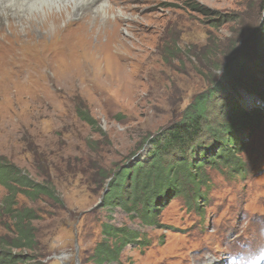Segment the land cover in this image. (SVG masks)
I'll use <instances>...</instances> for the list:
<instances>
[{
    "label": "rangeland",
    "instance_id": "rangeland-1",
    "mask_svg": "<svg viewBox=\"0 0 264 264\" xmlns=\"http://www.w3.org/2000/svg\"><path fill=\"white\" fill-rule=\"evenodd\" d=\"M105 2L123 16L102 15L115 36L109 45L104 37L91 39L90 52L101 50L100 45L104 50L84 70L77 57L65 62L48 54L55 47L48 36L40 58L30 57L38 67L26 73L31 84L19 74L31 67L24 60L23 67L11 66L13 84L0 89V162L36 183L47 182L58 197L15 198L16 208L34 210L35 251L46 264H95L90 255L102 239V224L137 228L119 209L101 206L113 173L143 156L154 145L150 139L160 137L209 90L221 77L217 68L233 56L231 50L249 53L246 38L264 25V0ZM250 71L261 78L260 70ZM238 93L232 97L248 107L251 98ZM209 109L215 111L212 105ZM247 133L240 135L248 136L242 153L245 176L224 180L220 172L207 170L213 185L207 205L197 213L177 199L170 201L158 214L156 228L142 230L145 244L125 246L118 264H224L233 255L264 250V121L251 136ZM106 171L113 173L99 184ZM5 195L0 184V237L11 239L16 234L1 204Z\"/></svg>",
    "mask_w": 264,
    "mask_h": 264
},
{
    "label": "trees",
    "instance_id": "trees-1",
    "mask_svg": "<svg viewBox=\"0 0 264 264\" xmlns=\"http://www.w3.org/2000/svg\"><path fill=\"white\" fill-rule=\"evenodd\" d=\"M245 45L249 53L231 50L233 56L217 68L221 77L213 80L205 94L192 100L179 120L160 137L150 139L154 145L143 156L139 154L135 161L128 160L116 174L106 171L99 175V184L112 173L115 177L101 206L109 211L119 209L137 228L102 224V239L91 252L92 262L118 264L119 253L125 246L145 244L142 230L156 228L158 214L172 200L177 199L186 209L200 212L213 188L207 170L220 172L224 180L244 177L246 164L242 153L246 152L248 136L240 135L248 132L251 136L264 121V55L261 54L264 25L255 28ZM253 68L260 70L261 78L251 73ZM240 90L254 98L256 104L247 107L245 101H235L232 96L240 95ZM211 105L215 111L209 109ZM216 106L226 111L219 113ZM79 113L92 124L86 112ZM0 184L6 190L1 203L4 214L11 220L16 234L11 239L0 237V264H46L35 251L34 210L16 208L15 198L21 194L31 201L41 196L58 201L54 188L47 182L32 181L16 166L3 161L0 162ZM14 249L21 251L15 254Z\"/></svg>",
    "mask_w": 264,
    "mask_h": 264
},
{
    "label": "bare ground",
    "instance_id": "bare-ground-1",
    "mask_svg": "<svg viewBox=\"0 0 264 264\" xmlns=\"http://www.w3.org/2000/svg\"><path fill=\"white\" fill-rule=\"evenodd\" d=\"M112 9L107 6L105 0H81V7L75 14V19L77 20L75 26L71 25V21L64 24L63 27L60 26L62 20L60 17H51L44 21H24L20 18L11 17L0 18V89L4 90L13 84L9 78L10 70H13L11 66L20 65L23 67L22 61L24 60H27L31 67L27 71H25L23 67L22 70L24 73L20 72L19 74L22 76V79L26 78V82L31 80L27 78L31 76L26 75V73L38 67L31 65L30 59L40 58L38 51H43L41 46L47 43L45 39H47L48 36L50 38L47 40L52 42L53 46H55L52 49H48V54H53L56 59H59V56H61L65 62L71 61L73 56L77 57L79 58L77 64L82 63L81 70H84L83 66H85L86 62L90 64L91 57L98 56V51L104 50L102 45H100L101 47L99 48H101V50L94 48V50L90 52L88 50L89 47L92 45L95 46L91 39H100L104 37L109 40V43L106 42V45L112 44L111 42L115 36V30H109L111 28H109L108 25L111 21L106 16L102 15L112 13L114 16H123L122 12L117 10L115 13ZM50 25L55 26L54 32L50 29ZM4 29H8V32H5ZM54 39L57 41H54ZM69 46H74V49L70 51ZM69 53L70 56H68ZM85 54H88V58ZM50 60V63L55 62L53 58ZM82 60L83 62H81ZM69 64H66V69H73V65ZM19 69L21 70V68ZM17 81L20 83L19 80Z\"/></svg>",
    "mask_w": 264,
    "mask_h": 264
},
{
    "label": "clouds",
    "instance_id": "clouds-1",
    "mask_svg": "<svg viewBox=\"0 0 264 264\" xmlns=\"http://www.w3.org/2000/svg\"><path fill=\"white\" fill-rule=\"evenodd\" d=\"M81 0H0V18H20L24 21L48 20L60 17L61 27L75 19ZM54 32L55 26L50 25ZM229 264H264V250L249 256H237Z\"/></svg>",
    "mask_w": 264,
    "mask_h": 264
}]
</instances>
